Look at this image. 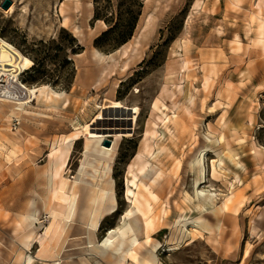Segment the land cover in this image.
I'll return each mask as SVG.
<instances>
[{
    "label": "rangeland",
    "instance_id": "obj_1",
    "mask_svg": "<svg viewBox=\"0 0 264 264\" xmlns=\"http://www.w3.org/2000/svg\"><path fill=\"white\" fill-rule=\"evenodd\" d=\"M11 1L8 10L0 0V38L32 65L0 82V264H141L154 254L160 264H264V0H143L121 46L135 0H99L109 23L92 18L93 0ZM41 84L59 95L17 109L19 85ZM115 100L138 108L134 124L132 111L108 108ZM99 112L92 128L111 134L102 145L112 155L84 147ZM63 140L73 141L63 175L75 202L66 238L48 252L44 170ZM138 152L150 162L138 180L155 194L139 190L153 225L138 234V260L121 259L132 246L125 185ZM197 216L211 229L189 223L179 245L182 220ZM106 236L112 248L98 246Z\"/></svg>",
    "mask_w": 264,
    "mask_h": 264
},
{
    "label": "bare ground",
    "instance_id": "obj_2",
    "mask_svg": "<svg viewBox=\"0 0 264 264\" xmlns=\"http://www.w3.org/2000/svg\"><path fill=\"white\" fill-rule=\"evenodd\" d=\"M11 9L12 7H10V9L8 10H11ZM257 14H259V11H257ZM261 17L263 18L262 20L264 21V14H262ZM146 23H145V26H146ZM189 62L190 61L187 59L184 61V66H185L184 68L188 67ZM31 65H32V61L29 58H27L24 55H21L19 51L12 44L0 38V82H1V79H6V80L10 79L11 82H16L18 80L17 78L18 74L23 69L29 68ZM127 67H128V64H124L123 68L126 69ZM19 86L25 90L26 96L20 99L14 100V103L16 104L17 109H20V108L22 109V106L27 104L29 102V99L31 98L34 99L38 97L39 94L46 93L48 97L50 95H54V96L59 95V93L55 91L48 92V88H49L48 84H41V85H36V86H31V87H27L24 85H19ZM2 92L12 93V91L9 89H2ZM177 93L179 92L177 91ZM1 96L7 97L5 96V94L0 93V97ZM188 97L191 99L190 95ZM108 108H116V109L121 108L123 111L125 110L132 111L134 115H131L132 119L130 120L132 121L133 124L135 123L136 116H137L136 113L138 109L137 107H127L123 105L121 101L115 100L111 102ZM174 117L175 115H173L172 117L166 115V120L164 121V123L172 121ZM100 119H103L102 112L97 113L94 116V118H92V122L89 121L90 123L85 124L84 147L86 150H90V151L93 150V151H96L97 153H102L104 155H112L113 146L111 148H108L107 146L102 145V140L104 139L103 137L111 136V134L107 132L106 134H104L103 129L102 131H94L96 129L92 128L94 123H96ZM115 119L116 120H126L127 118L124 117V118H115ZM116 131H112V133L114 135H116L117 133L121 134L122 136L126 135L125 132H116ZM155 133L156 131H153L149 135L151 134L154 135ZM221 139H222V136L218 138V140H221ZM72 145H73V141L66 142L65 140H63L62 142L58 143L55 147H53L49 153V163L44 170L45 184H46L45 188H47V193L45 196L46 200L44 201V203H45V206L51 209L53 221L51 222L50 227L46 228L45 238L40 239V247H41V250H45L48 252H54V249L56 247H59L64 241V239L66 238V234L68 231V228H67L68 219L74 207L75 193L73 189H74L75 182L67 181L63 175L65 166L68 163L67 161L69 159ZM143 148H144V151L146 150L147 154H150L151 152H153L151 151V146L147 143H145ZM143 152L137 153L134 160L129 164L128 169H127V181L125 185L126 186L125 194L128 200L130 201L129 203L132 204V207L134 209H130L126 213V218L128 219L127 225L129 227V231L133 234V238H132V246L128 249V251H125L123 254L122 252H120L121 259H123L125 255H129L132 259L138 260L137 252L135 250V248L139 246L138 234L140 233L141 229L146 230L150 226L153 225V219H152V216L150 215L151 204L149 202V198H147L146 195H144L142 192H139V190H141L145 192L148 197L150 196L151 198H154V199L156 198L155 194L152 192L153 190L151 191L150 189L151 183H145L141 180H138V176L144 174L150 165L149 159L147 158V156H145ZM110 169L111 167L109 166V170ZM212 169L213 171L215 170V164L213 161H212ZM105 186H106L105 193H111V197L113 198L112 183L110 181H107ZM225 206L226 204L223 203L219 206V209L223 210ZM189 223L192 224V226H194L195 228H197V226H200L207 230L211 229L208 225L204 223V220L200 216L194 217L189 221L182 220L181 227H180L181 229L180 232L182 233V235H181V239L178 241L179 245L181 244L182 241H184V238L190 235V231H189L190 229L187 228V225ZM115 230L116 229H111L109 232L111 233L112 231H115ZM117 230L120 231V234L122 236H126V233H127L126 226H124L123 228H118ZM112 245H113V240L111 239V236H106L102 244L101 245L98 244L99 247H107V248H112L113 247ZM141 264H160V262L159 260H157V257L154 254V258L141 259Z\"/></svg>",
    "mask_w": 264,
    "mask_h": 264
},
{
    "label": "trees",
    "instance_id": "obj_3",
    "mask_svg": "<svg viewBox=\"0 0 264 264\" xmlns=\"http://www.w3.org/2000/svg\"><path fill=\"white\" fill-rule=\"evenodd\" d=\"M135 1L138 5V10L136 13L132 12V15L130 16L129 21H128L127 30L124 32V34L117 41L119 46L126 43L131 38L132 33L134 31V28H135V25H136V22H137V19L141 13L140 8L142 7V1L143 0H135ZM93 5H94V11H93V16H92L93 19H96V20L102 19L106 23L111 22V19H113L112 14L107 15V13L102 8H100L99 0H93ZM115 26H116V24H113V25L110 24V27L106 31H104L101 34V36H106L107 34L112 32L114 30ZM33 60H34V64H33V67H34L37 64V60L35 58H33ZM65 83L69 84V82L67 80Z\"/></svg>",
    "mask_w": 264,
    "mask_h": 264
},
{
    "label": "water",
    "instance_id": "obj_4",
    "mask_svg": "<svg viewBox=\"0 0 264 264\" xmlns=\"http://www.w3.org/2000/svg\"><path fill=\"white\" fill-rule=\"evenodd\" d=\"M12 1L11 0H3L2 4H1V7L3 9H8L9 6L11 5Z\"/></svg>",
    "mask_w": 264,
    "mask_h": 264
}]
</instances>
